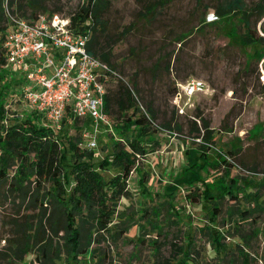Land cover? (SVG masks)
I'll use <instances>...</instances> for the list:
<instances>
[{"label":"rangeland","instance_id":"rangeland-1","mask_svg":"<svg viewBox=\"0 0 264 264\" xmlns=\"http://www.w3.org/2000/svg\"><path fill=\"white\" fill-rule=\"evenodd\" d=\"M105 1L108 9L100 27L105 26L107 32L102 45L112 50V60L124 72L125 80H137L143 105L152 101L159 126L151 139L155 143L145 157L138 158L137 169L128 179L131 196L123 197L118 206L135 224L123 235L118 230L127 223L116 215L114 222L119 227L115 233L94 235L95 256L87 254L71 263L264 264V177L258 175L264 172V57L257 61L251 46L243 47L228 37V25L216 13L223 0ZM244 1L251 13V28L264 37V0ZM85 2L46 0V5L68 16ZM234 24L240 34L245 32L244 23L235 20ZM3 69L9 75L0 78V87L11 116H30L52 126L23 99L21 69ZM193 78L204 81L207 89L192 96L182 114L173 103V89ZM84 122L79 119V129L72 127L70 133L83 136L87 131L83 132ZM165 122H170L172 129L165 127ZM204 122L210 125L213 142L203 138ZM100 129L98 146L92 149L97 164L106 157L112 160L114 142L123 138L114 126L101 125ZM202 143L217 147L210 148L208 158L219 161L218 166H205L194 183L201 188L211 185L208 199L221 195L219 180L229 183L231 175L237 178L238 195L219 200L217 217L211 211L213 202L201 194L193 197L194 189L188 188L193 171H188L187 150L200 151ZM222 153L230 157L226 159L231 165L220 161ZM120 170L111 161L102 172L108 179ZM243 210H249L250 215L243 217ZM12 211V202L0 206V249L6 245L4 238L11 229L6 221L14 215ZM242 249L248 253L247 261L240 254ZM34 258L28 254L24 263Z\"/></svg>","mask_w":264,"mask_h":264},{"label":"trees","instance_id":"trees-1","mask_svg":"<svg viewBox=\"0 0 264 264\" xmlns=\"http://www.w3.org/2000/svg\"><path fill=\"white\" fill-rule=\"evenodd\" d=\"M7 2L10 13L18 17L54 13L48 9L46 0H18L15 7V0ZM107 4L105 0H86L68 16L76 32L90 35V52L115 71L109 78L104 109L123 138L114 142L112 160L106 157L97 164L94 151L81 146L82 134L70 133L72 127L79 129L78 118L66 117L58 131L30 116H11L5 105V92L0 87V206L12 202L14 214L6 221L11 229L4 238L6 245L0 249V264H25L28 254L35 255L29 264L79 262L81 257L87 254L94 257L97 253V248L92 249V242L96 240L94 235L117 231L116 215L124 217L127 223L118 230L123 235L135 224L129 215L120 212L118 206L123 197L131 196L128 179L137 169L138 158L145 157L155 143L151 139L158 123L152 101H146L144 105L141 101L143 93L137 80H125L124 72L112 60V50H106L102 45L107 30L100 26L105 24L103 16ZM5 5L6 0H0V78L9 75L8 70L3 69L6 66L4 38L10 18ZM245 6L244 0H223V5L216 8L217 17L223 18L228 25L226 33L231 40L243 47L251 46L254 59L262 61L264 37L251 28V13ZM235 20L245 24L243 34L238 31ZM176 92L177 87L173 89V97ZM164 126L172 129L170 122H165ZM82 127L83 132L89 130L91 121H85ZM203 129V138L213 142L214 135L207 122H204ZM210 148L202 143L200 151L195 148L187 150L190 154L188 171H193L187 182L191 183L188 188L194 189L191 191L193 197L201 194L206 198L207 191L213 189L211 185L201 188L194 184L205 166L219 164L215 159L209 161ZM219 157L222 163L231 165L224 156L220 154ZM200 159L205 163L199 164ZM111 161L121 170L107 179L102 170L107 169ZM228 180L229 183L222 179L217 183H222L221 195L206 198L213 202V217L220 213L219 200L226 195L234 198L238 195L235 189L237 178L233 176ZM208 196L212 197L211 194ZM241 215L246 217L250 211L243 210ZM240 254L247 261L248 253L242 249Z\"/></svg>","mask_w":264,"mask_h":264},{"label":"built area","instance_id":"built-area-1","mask_svg":"<svg viewBox=\"0 0 264 264\" xmlns=\"http://www.w3.org/2000/svg\"><path fill=\"white\" fill-rule=\"evenodd\" d=\"M7 4L6 0L10 17L4 38L6 66H17L24 73L23 99L56 130L68 116L90 120L91 128L83 134L87 140L81 146L96 148L101 125L113 127L104 105L109 78L115 71L90 52V35L76 32L69 16L54 12L18 17L10 13ZM206 89L200 79L179 82L173 103L184 114L191 97ZM205 144L217 150L213 144ZM258 175L264 177V172Z\"/></svg>","mask_w":264,"mask_h":264},{"label":"crops","instance_id":"crops-1","mask_svg":"<svg viewBox=\"0 0 264 264\" xmlns=\"http://www.w3.org/2000/svg\"><path fill=\"white\" fill-rule=\"evenodd\" d=\"M231 177H233V176L231 175Z\"/></svg>","mask_w":264,"mask_h":264}]
</instances>
